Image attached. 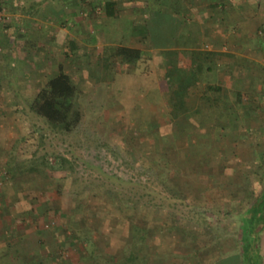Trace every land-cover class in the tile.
<instances>
[{
	"label": "rangeland",
	"instance_id": "rangeland-1",
	"mask_svg": "<svg viewBox=\"0 0 264 264\" xmlns=\"http://www.w3.org/2000/svg\"><path fill=\"white\" fill-rule=\"evenodd\" d=\"M105 1L0 0V264L37 258L33 234L58 264H131L124 255L136 226L146 233L134 264L233 254L250 191L264 181V93L245 92L239 104L222 94L208 118L196 112L210 76L200 72L175 109L171 62L157 64L145 50L135 66L114 58L105 68L103 56L107 46L145 45L140 35L149 47L151 35L170 42L164 36L180 24L152 13V24L119 35L130 2L109 22ZM60 66L80 90L82 119L69 133L31 108ZM254 104L261 109L252 114ZM237 171L253 178H229Z\"/></svg>",
	"mask_w": 264,
	"mask_h": 264
},
{
	"label": "crops",
	"instance_id": "crops-1",
	"mask_svg": "<svg viewBox=\"0 0 264 264\" xmlns=\"http://www.w3.org/2000/svg\"><path fill=\"white\" fill-rule=\"evenodd\" d=\"M114 1L118 3L122 2V0ZM135 1L137 3L133 2V0H123L124 4L130 2L129 5L131 8L125 10L124 16H109V22H114L123 16V20H121L120 23L122 24L124 21V26H121V30L116 26H114V29L118 31L119 35L124 36L125 34L135 33V31H137V26L139 29H142L146 22L138 23L134 21V19H148L150 12H156L159 13L160 17H167L168 19H175L178 21V24H180L179 29L174 38L173 45L170 47H154L151 44V47H149L147 42H145V40L148 41L147 36L142 37L140 35L136 38L145 43V45H141L139 48H144L143 50H148V52L149 50L151 51L149 52L150 55L147 56L149 59L154 62L158 60V62H156L157 64L161 62L163 58L165 61L171 62V65L168 66L171 70L167 71L173 83L178 80L177 78L181 74L183 75L186 73L188 76H191V74L195 72L197 64H202L203 70H196L198 78L200 72L205 73V79L210 75L209 80L205 82L206 85L213 84L215 86H221L222 92L220 91V94L222 93L224 96L231 97L232 92H241L244 96L245 92L253 91L254 94L252 97L255 96L256 99L263 95L264 0ZM135 6L139 12L134 9ZM143 11L147 12L144 13ZM128 22L132 25L130 26ZM128 45L131 44L128 43ZM199 52H204L206 57L200 60ZM185 60H189L190 67L186 66ZM163 75L167 76L165 73ZM161 80L158 82L156 81V83H158L157 88L159 89H163V81ZM197 81L198 80H196V84ZM193 85H195V81ZM226 91H228V93H225ZM251 108H253V110ZM251 108L250 112L252 114L253 112L257 113V111L261 109L258 104H254ZM200 110V107L197 106L196 112ZM259 158L261 163V156H259ZM260 175H262V177L264 176V170ZM232 177L243 179L253 178L252 174H244L238 171L229 175V178ZM263 189L264 181L262 182V188L260 190H254L255 197L259 196L263 192ZM241 226L242 222L240 227ZM235 234H237V232ZM31 237V246L33 247L31 248L37 258H30L27 264H58L53 255H51L49 248L46 247L47 242L45 243L44 239L38 234H33ZM236 237L234 238L235 240ZM260 239V245L264 250V230L261 232ZM236 241L238 247V238ZM52 243L53 241L49 242L50 245ZM124 252H127L126 248ZM236 253L237 251L231 255ZM228 256L221 257L219 260L211 263L222 262ZM126 257L128 256L125 254V260ZM113 259L115 262L118 261L115 254ZM211 263L209 262V264ZM18 264H25V262H18Z\"/></svg>",
	"mask_w": 264,
	"mask_h": 264
},
{
	"label": "trees",
	"instance_id": "trees-1",
	"mask_svg": "<svg viewBox=\"0 0 264 264\" xmlns=\"http://www.w3.org/2000/svg\"><path fill=\"white\" fill-rule=\"evenodd\" d=\"M1 3V2H0ZM2 4V3H1ZM1 8V5H0ZM106 14L110 17H118L120 15L119 3L114 0L105 1ZM156 15V12H150L146 24H152L151 15ZM143 27V26H142ZM143 27V28H144ZM136 30H140L137 26ZM139 32V31H138ZM143 33V30H142ZM165 33V32H164ZM166 34V33H165ZM177 34V33H176ZM176 34L165 35L164 38H169L167 42L163 38L159 39L158 36H152L154 47H170L173 45V38ZM164 35V34H163ZM142 36V35H141ZM149 36V35H145ZM143 37V36H142ZM156 39H158L156 41ZM159 40H162L160 42ZM173 40V41H172ZM171 44V45H170ZM204 52H199V58L202 60L205 58ZM114 58L128 64L137 65L139 61L146 58V51L129 45H116L106 47V53L103 56V65L105 68H109L114 65ZM196 70L202 71L203 65L197 64ZM188 76L186 73L179 75L178 80L171 85V90L174 94L175 109H180L186 104L185 99L188 96V89L193 85V82L198 80L196 71ZM221 86H215L213 84H207L205 92L200 98V108L203 109L202 115H206L208 118L218 111L221 101L223 100ZM79 87L72 79L71 75L63 68L59 67V70L53 74L45 83V85L36 94L33 103L31 105L32 110L40 117L44 118L48 123L54 125L58 129L64 132L74 131L80 124L82 119L81 111L76 107L77 95ZM222 92V91H221ZM232 98L235 104H239L243 100V94L241 92H232ZM224 102V101H222ZM214 108H217L215 111ZM220 115L224 113L223 109L219 110ZM261 167L264 169V152L261 155ZM66 161V160H65ZM250 205L242 216V226L237 231L238 237V250L234 255H230L222 262L216 264H263V253L260 245V235L264 230V189L263 192L255 197V191H250ZM146 230L139 226L134 227L133 246L139 245L138 239L142 237L144 246L145 236L143 233ZM132 249L124 263L130 262L134 264L138 258V247L136 250Z\"/></svg>",
	"mask_w": 264,
	"mask_h": 264
}]
</instances>
